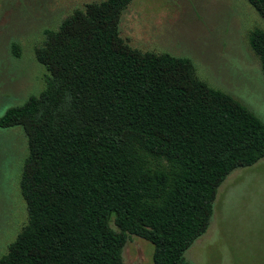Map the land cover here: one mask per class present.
Returning <instances> with one entry per match:
<instances>
[{
    "label": "trees",
    "instance_id": "1",
    "mask_svg": "<svg viewBox=\"0 0 264 264\" xmlns=\"http://www.w3.org/2000/svg\"><path fill=\"white\" fill-rule=\"evenodd\" d=\"M131 0L75 9L44 32L46 86L0 118L28 153L19 180L27 223L0 264H122L128 237L153 264H190L218 187L264 158V121L207 87L187 58L121 38ZM264 20V0H246ZM264 75V31L249 35Z\"/></svg>",
    "mask_w": 264,
    "mask_h": 264
},
{
    "label": "rangeland",
    "instance_id": "2",
    "mask_svg": "<svg viewBox=\"0 0 264 264\" xmlns=\"http://www.w3.org/2000/svg\"><path fill=\"white\" fill-rule=\"evenodd\" d=\"M103 0H0V118L46 86L36 60L46 30L75 9ZM264 20L246 0H131L120 36L141 52L187 58L207 87L264 121V75L249 35ZM28 153L19 126L0 128V258L27 223L19 180ZM153 246L129 236L122 264H153ZM190 264H264V158L218 187L209 226L185 252Z\"/></svg>",
    "mask_w": 264,
    "mask_h": 264
}]
</instances>
